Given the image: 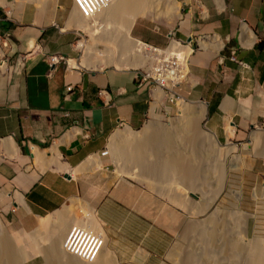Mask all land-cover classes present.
Segmentation results:
<instances>
[{"label": "crops", "instance_id": "1", "mask_svg": "<svg viewBox=\"0 0 264 264\" xmlns=\"http://www.w3.org/2000/svg\"><path fill=\"white\" fill-rule=\"evenodd\" d=\"M177 1L176 36L192 37L194 46L188 78L177 91L206 106V126L219 139L228 138L229 123L235 124L231 139L264 130V0ZM69 2L57 0L41 11L34 2L0 0L2 223L22 210L41 222L74 199L105 219L115 177L102 152L115 131L142 129L164 103L163 94L156 102L159 90L138 69L72 64L78 60L71 59L75 35L54 28L67 19ZM198 36L205 37L203 45ZM148 40L157 47L169 42L155 35ZM55 56L62 60L53 63Z\"/></svg>", "mask_w": 264, "mask_h": 264}, {"label": "rangeland", "instance_id": "2", "mask_svg": "<svg viewBox=\"0 0 264 264\" xmlns=\"http://www.w3.org/2000/svg\"><path fill=\"white\" fill-rule=\"evenodd\" d=\"M23 1L30 2L29 0ZM69 1L70 5H72L70 10L74 8L76 9L77 6L74 3V0ZM31 2H34L41 10L46 11L47 2H51L53 3V6H55L57 0H31ZM45 2L46 4L43 5ZM176 2L178 1L155 0L147 8V11L151 9L152 10L149 11L146 16H140L137 19H132L131 17L124 16L122 18L124 24H122V21H120L119 25V29H121L122 31L120 32V37H125V35H127V32L129 31V37L130 39L132 38L131 40H133L134 43L140 41L145 44V46L143 47L146 48L147 46V48H150L153 52V49L149 45H146L145 41L147 43H151L148 39H150L151 36L154 35L158 38L162 37V39L167 40V32L172 29L175 30L176 26L181 21V18L179 17H181L182 10H177L179 12L177 13L176 9L179 4H177ZM50 10L53 9H49L46 13H52L50 12ZM144 12L145 10L143 8L142 13ZM67 19L65 20V22L54 26V28H56L57 30H61L62 32H67L75 35L76 55L71 59L81 60L88 53L87 44H92V36L90 35V33L86 32L83 29H77L73 26L69 28L66 27L65 23ZM127 23H132L130 29H127ZM138 35H141L142 37H139ZM138 38H140L141 40ZM105 43L107 44H93L95 49L92 54L95 56L99 55V58H104V60L105 57H109L106 56L109 54V51H112V53L117 57H119V55H122L118 53L116 54V51L118 50L116 44L111 42ZM148 54L150 55L152 53ZM153 56L154 55H151V59L149 58L150 60H145L144 62H142V64L134 66V63L136 62V60H138V52L131 49V51H128L125 55H122L120 62L121 66L115 64H106V62L102 61L103 63H101L98 67H92L88 63L85 65V67L80 68L98 69L105 67H116L135 68L138 70H142L144 68L151 67L152 64L156 61V58L152 60ZM154 107H156V105ZM154 107L153 109H155ZM185 108H192L196 111H198L199 109V107H197V104L195 105L194 103L187 101L185 98H181L178 99V101L171 102L167 97H165L164 103L159 106L158 113H156L157 118H155L156 120L154 119V121L160 123V125L163 127L162 130H166V132L169 131L168 135H166L165 137V141L167 140V147H161L160 149L165 154H168L171 150L172 145L174 144V141L177 139H175V134L179 133V128H182L185 134V143L188 144V146L184 144L185 146H183V148L179 145L178 147L180 149L179 151H184V156H188L190 158L195 157L192 159L191 166H193L194 168L201 166V164L203 163L200 159L204 157L202 155L204 153H202L201 155L194 154V156L188 154V152L186 151L187 149L200 151L208 147V150H210L211 152L213 151L212 154L210 152L209 153L212 157L211 159H213L212 161H214V163L218 162L220 172L218 178L217 176H215L217 174H215L214 176H212V178L209 179L211 181V186L208 192H210V195L212 194L211 196L216 195L217 197H215L216 200H213V205L211 206V208H208L210 206L206 204H208V201H211L210 198L200 199L201 197L198 195H189V191L185 188V186L181 184L182 182H177L174 180L177 184H180L177 185L176 183H173L174 186L170 185L168 187H171V189L174 190L178 189V191L175 192L180 196H187L188 198H193V201L196 200L194 201L196 202V204L194 202V204L191 203L192 201L190 202L191 204L189 203L190 205H192V207L195 208L191 209L192 211H194V213L192 214L193 217H195V214L197 212L198 213L196 216L206 218L208 214H212L213 212L214 214H216V211H219L218 214L229 212L226 210H230L231 212L233 210L243 211L246 214H252V217L250 219V238H264V196H262L264 195V151H261V146H256L251 139V136L255 131H264L262 130L263 128L251 129L248 133V136L244 140L229 139V137L219 139L217 134L208 129V127L206 126L205 120L207 118V112L201 119H194L197 112L194 114H189L187 112L186 114H183L181 110ZM205 111L206 109L203 108V112ZM152 112L153 110L151 111V119L147 121L142 129L133 130L131 128L133 130V134H135L136 137L141 136L144 130L151 127L152 123L154 122L152 119L154 113ZM171 122H176L180 127L176 131L170 129ZM189 122L197 123V130L207 135L208 143L198 144V140L193 137L194 135H192L191 130L187 128L190 124ZM124 129L126 128H120L117 131H121ZM117 131L112 134L109 145L106 148L111 151V154L109 153L106 156L111 163L112 174L115 177V180L113 181L114 184L110 186L111 190L109 191V193L111 195L109 197L111 198V201L108 204L106 213L107 217L105 219H102L103 228L105 229L110 240V248H108V246L106 247V257H110L113 261H116L115 264H174L173 261L176 258H179V254L183 253V250L181 249V247L183 246V241H181V239L184 236H187L183 234L186 231L185 228L189 226L188 221L189 223L191 221L189 216L190 214H188L189 211L186 210L187 208H185L184 210L183 207H180L176 201H171L169 197L161 195L160 190H156L155 186V189L153 188L152 183H154L155 180L151 181V178H149L150 180L147 179L146 175H144V179L122 176L121 170L123 171L124 168L125 171H127L128 169L132 170L133 167V169L135 168V171L137 167L131 162L124 163L123 166V162H116V159H114V157L112 156V150L109 147L111 145H116L113 138L114 134ZM170 138L171 141H169ZM229 146H233V149H231L226 158H223L224 156H219L222 155V153L220 154L219 152L221 150L223 151L224 149L226 150L227 147L229 148ZM234 146L236 149L234 148ZM216 148L219 149L216 150ZM217 151H219L218 155ZM220 157H222V159L218 161L217 159H219ZM93 159H95L98 163L100 162L96 158H92V160ZM95 160H93L92 163H95ZM237 160L241 162L239 168L235 167V163L238 162ZM212 161L209 162L210 166H216L217 163L213 164ZM223 170L225 171V173H223ZM145 179L149 181H147L146 183V181L144 182ZM221 181H223V184ZM255 190L258 191L259 197L255 195ZM211 191L213 193H211ZM238 194H240L241 200L239 199ZM187 201L189 202V200ZM84 203L88 205V207H90L87 202L81 199H74V201H69V203L65 207L54 213V215L52 216L59 215V213H64L72 204V206L81 207ZM201 207L202 209H200ZM215 208H217V210ZM76 209L77 208L73 209L72 211L75 213V211H77L79 208L77 210ZM21 213L22 214H20V216L13 215L12 218L9 219V221H5L2 218L5 225H2V223H0L3 229V231H1L0 229V240L6 241L7 245L11 246L15 253H19V255L23 257V259L21 258V261H28L27 264H44L45 258L43 252L38 246V243H36V240L33 236L34 233H41V231L43 230L42 224L40 222V217L25 213L23 210L21 211ZM50 231L51 228L50 226H48L45 229L44 236L49 238ZM185 234H187V232ZM107 235H104L103 237L107 238ZM196 255V261H204V258H200L199 253H196Z\"/></svg>", "mask_w": 264, "mask_h": 264}, {"label": "bare ground", "instance_id": "3", "mask_svg": "<svg viewBox=\"0 0 264 264\" xmlns=\"http://www.w3.org/2000/svg\"><path fill=\"white\" fill-rule=\"evenodd\" d=\"M29 1L31 2V0ZM154 1L155 0H115L112 4L102 10L95 17V21L99 24H102V28H94L92 22L85 16V7L83 6V4L79 0H74V3L76 4L78 9L74 8L70 10L68 19L65 23L66 27L69 28L73 26L77 29L85 30L86 32L90 33L93 42L91 45L87 44V52L89 54L87 53L85 57L81 60L72 61L73 65L75 67H85V65L89 63V65L92 67H98L101 63L106 62V64H115L121 66L120 62L122 55H125L126 52L131 51V49L138 52V60H136L134 66L142 64V62H144L145 60H150L151 55H154L155 53H153L150 48H147V46L146 48L143 47L145 46V44L140 41L134 43L133 40H131L132 38L130 39L129 37V31L127 32V35H125L124 33L125 37L121 38L120 32L122 31L121 29H119V25L120 21H122V18L124 16L131 17L132 19H137L140 16H146L148 12L152 10L151 9L147 11V8ZM45 4L46 2L43 5ZM48 4L49 2H47V7ZM143 8L145 10L144 13H142ZM179 9L180 8L178 6L176 11ZM177 13L179 12L177 11ZM122 24H124L123 21ZM131 24L132 23H127V29H130ZM204 41L205 39H201L200 44L203 45ZM105 42H111L116 44L118 48V50L116 49L118 51H116V54L118 53L122 55H119V57H117L112 53V51H109V54L107 53L108 55H106L107 57H109H105L106 61L104 60V58H99V55H93L92 53L95 49L93 44H107ZM192 51V47L189 46L187 53L189 54ZM148 53L152 54L149 55ZM154 59L155 55L152 57V60ZM157 90L159 91L155 94L156 102L158 101V95L163 94L164 98L166 96L161 89L157 88ZM182 98H184L183 95ZM202 107L206 109L205 112H203ZM202 107L200 106L198 111L192 108H185L181 111L183 114H186V112L189 114H194L197 112L194 119H201L203 115L207 112L206 106ZM196 124L197 123L195 122L190 123L189 125L187 124V128L191 130L192 135H194L193 137L198 140V144L208 143L207 135L201 133V131L199 132L196 128ZM229 124L230 125H228L227 131L228 137L229 139H231L230 136L234 133L233 125L235 124ZM170 126V129H173L174 131H176L180 127L179 124H177L176 122H171ZM162 128L163 127L160 125L159 122L154 121L151 127L144 130L141 136L138 137L133 134V130L130 127L121 131H117L114 134L113 138L115 140L116 145H111L109 148L112 150V156L114 157V159H116V162H123V166L124 163L131 162L137 167V169L139 168L138 171L137 169L134 171L135 168L133 169V167L132 170L128 169L127 171H125V168L123 167L124 170L122 171L120 167L119 169L121 170L122 176H130L132 178L144 179V175H146L147 179L151 178V181H156L152 183L153 188L155 186L156 190H160L161 195L169 197L171 201H176L180 207H183L184 210L185 208H187L186 210L189 211L188 214H190L189 216L191 221L190 223L188 221L189 226L185 228V233L187 232V234H183L187 236H184L181 239V241H183V246L181 247L183 253L180 252L181 254L178 255L179 258H176L173 261L174 264H264V238H250L249 234L250 219L252 217V214L249 215L243 211L236 210H233L232 212L230 210H226L229 212L218 214L219 211L217 212V208H215L216 210H214L216 211V214H214V212L212 211L213 213L208 214L206 218H201L199 216H196L198 213L197 212L195 214V217H193L192 214L194 213V211H192L191 209L195 208L192 207V205L190 204L196 200L193 201V198L191 199V197L188 198L187 196H180L175 192L178 191V189L174 190L171 189V187H168L170 185L174 186V184L176 183L175 181L182 182L181 184L185 186V188L189 191V195H198L201 197L200 199L210 198L211 201H208V204L206 205L210 206L208 208H211V206L213 205V200L217 196H211L212 194L210 195V192H208L211 186V181L209 179L212 178V176H214L215 174H217L215 176H217L218 178L220 169L218 162L214 163V161H212L213 159H211L212 157L210 153L212 154L213 151L211 152L210 150H208V147L200 151H196L194 149L186 150L190 155H201L202 153H204L202 154L204 157L200 159L203 164H201V166L198 165L199 167L197 168L191 166L192 159L195 157L190 158L188 156H184V151H179L180 149L178 147V145L182 146V148L185 145L188 146V144L185 143L186 139L184 130L182 128H179V133L175 134V139H177L175 141L173 140L174 144L172 145L170 152L168 154H165L160 148L167 147V140L165 141V137L166 135H168L169 131L166 132V130H162ZM251 139L256 146H261V151H264V131H255L252 134ZM169 141H171V138L169 139ZM218 149L219 148H216V150ZM231 149H233V146H229V148L227 147V149H224L223 152L220 148L221 151H217V155L219 152L220 154L222 153V155L219 156H224L223 158H226L228 153H230ZM109 153L111 154V151H109ZM222 157L217 160L220 161ZM211 161L213 162V164L217 163L216 166H210L209 162ZM95 163L93 164L98 167L101 165L100 162L98 163L95 161ZM240 163V161L236 162L235 167L239 168ZM200 168L202 170V173ZM223 173H225V171ZM149 180L145 179L144 182L146 181L147 183V181ZM221 182L223 184V181ZM211 193L213 192L211 191ZM255 195L259 197V193L257 190H255ZM238 196L241 200L240 194H238ZM187 200H189V202ZM194 203L196 204V202ZM72 205H70L69 209L66 210L64 213L59 214V216L57 215L56 217L50 219H42L41 224L44 233H34V235L32 234L35 240L37 241L38 246L43 252L45 258L44 264H115L116 261H113L110 257H106V247L108 246V248H110V240L105 229L103 228L102 219L98 216L97 211L91 206L88 207V205H86L85 203L81 207H75ZM75 208L79 209H76L77 211H75L74 213L72 210ZM200 209H202V207ZM0 223H2L1 220ZM2 225H4V222L2 223ZM48 226H50L51 228L49 238L44 236L45 229ZM0 229L1 231H3L1 224ZM77 230H79L80 232L82 230L88 232L93 231L95 235H99L103 239L101 249L94 260L90 261L83 259L78 255L71 253L65 247V243L68 240L70 233L73 231L76 232ZM62 231H64V233L60 240L59 237ZM104 235H107V238H104ZM196 253H199L200 258H204V261H196ZM21 258L23 259V257H21L19 253H15V251H13V248L7 245L6 241L0 240V264L28 263V261H21Z\"/></svg>", "mask_w": 264, "mask_h": 264}, {"label": "built area", "instance_id": "4", "mask_svg": "<svg viewBox=\"0 0 264 264\" xmlns=\"http://www.w3.org/2000/svg\"><path fill=\"white\" fill-rule=\"evenodd\" d=\"M79 1L85 7V16L92 22L94 28H102V24L96 22L95 17L115 0ZM243 24H245V21H243ZM168 39L169 42L165 47H157L145 42L146 45L153 49L156 61L151 67L140 70L139 74L145 83L161 89L171 102H175L182 98V94L177 91V87L187 80L189 74L190 55L192 52L187 53L188 47L190 46L194 50V46L192 37L189 41L180 39L176 36L174 29L168 32ZM201 39L204 40L205 37L198 36L195 38L199 45ZM233 51L235 53V48H233ZM60 60L62 59L59 56L52 57L53 63H57ZM71 88V86L68 87V90H71ZM108 154V149L102 152V155ZM102 244L103 239L101 236L95 235L93 231L82 230L80 232L77 230L70 233L65 247L71 253L92 261L98 255Z\"/></svg>", "mask_w": 264, "mask_h": 264}]
</instances>
